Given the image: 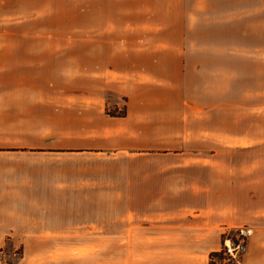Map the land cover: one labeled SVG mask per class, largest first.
<instances>
[{
	"label": "crops",
	"instance_id": "0c3cea01",
	"mask_svg": "<svg viewBox=\"0 0 264 264\" xmlns=\"http://www.w3.org/2000/svg\"><path fill=\"white\" fill-rule=\"evenodd\" d=\"M252 54L264 57V0H0V246L23 244L19 264L54 261L59 250L68 260L76 151L164 155L193 141L179 191L190 203L171 207L154 193L153 213L130 225V242L146 245V264H210L224 232L247 227L239 264H264V156L212 153L251 134L219 127L209 83L193 105L181 99L184 69L245 67ZM76 69L105 87L76 93ZM108 88L127 98L124 116L106 113Z\"/></svg>",
	"mask_w": 264,
	"mask_h": 264
},
{
	"label": "rangeland",
	"instance_id": "374dc122",
	"mask_svg": "<svg viewBox=\"0 0 264 264\" xmlns=\"http://www.w3.org/2000/svg\"><path fill=\"white\" fill-rule=\"evenodd\" d=\"M257 58L252 54L250 65L245 67L184 69L186 76L182 86L183 101L193 105L195 92L201 85L205 89L209 83L206 90L213 92L215 96L208 100L207 104L219 109L215 113L219 127L234 130L238 137L245 132L251 134V140L247 141L249 147L244 148L247 144L242 140L233 141L228 138L230 140L224 142L227 145L221 144L212 151L218 156H264V57L259 58L261 61ZM139 70L162 73L166 69ZM172 71L178 75L181 69ZM120 83L121 81L116 82ZM101 87H105L103 83L98 80L88 81L83 69H76V93L97 92ZM102 93L108 102L106 113L109 111L111 114H121L127 98L110 88L104 89ZM178 102V95L171 96L172 105ZM186 107H189L188 119L193 123V108L187 104ZM82 119L81 111L76 109V125L82 123ZM237 143L240 145L237 146ZM196 149L198 148L195 143L190 141L186 150H168L164 155L159 152L76 151V243L73 252L69 249L68 260L66 252L59 250L56 254L51 253L54 261L44 264H146L147 247L130 242L129 227L132 224L146 223V217L153 213L149 210H152L151 206L156 202L154 193L161 192L159 202H166L171 207L190 203V198L180 195L179 191L182 178L190 172L182 167H187L190 162L193 166L189 158L195 155ZM209 151L210 147L204 148L206 154H209ZM134 156L157 158L138 160L131 158ZM161 156L167 158H158ZM178 156L185 159L179 161L175 158ZM249 178L253 182L256 177L250 174ZM131 208L134 210L130 211ZM241 228L247 231L244 236L240 235ZM241 228L224 232L220 250L209 256L210 264H239L227 259L223 254V247L226 240L237 242L243 238L245 252L240 260L242 259L247 252L252 230ZM123 235L124 237H121ZM55 246L41 245L49 252L55 250ZM23 249V244L10 241L4 243L0 246V264H19Z\"/></svg>",
	"mask_w": 264,
	"mask_h": 264
},
{
	"label": "built area",
	"instance_id": "2783aa9c",
	"mask_svg": "<svg viewBox=\"0 0 264 264\" xmlns=\"http://www.w3.org/2000/svg\"><path fill=\"white\" fill-rule=\"evenodd\" d=\"M239 230L241 236H244L247 233L246 229L241 228ZM244 252H245V244L243 238L237 242H230L227 240L225 241L223 247V254L227 257L228 260L237 261V263H239L238 260H240Z\"/></svg>",
	"mask_w": 264,
	"mask_h": 264
},
{
	"label": "trees",
	"instance_id": "16d2710c",
	"mask_svg": "<svg viewBox=\"0 0 264 264\" xmlns=\"http://www.w3.org/2000/svg\"><path fill=\"white\" fill-rule=\"evenodd\" d=\"M107 114L108 115H110V116H118V117H120V116H124L125 115V109L122 111V113L121 114H118V115H115V114H111V113H109V111H107Z\"/></svg>",
	"mask_w": 264,
	"mask_h": 264
}]
</instances>
